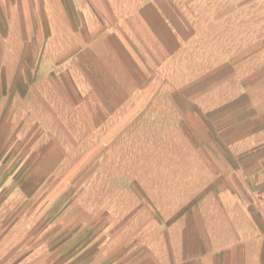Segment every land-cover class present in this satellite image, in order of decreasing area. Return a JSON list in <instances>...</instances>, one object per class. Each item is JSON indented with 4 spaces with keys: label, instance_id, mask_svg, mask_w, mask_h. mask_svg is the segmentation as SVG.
Segmentation results:
<instances>
[{
    "label": "crops",
    "instance_id": "1",
    "mask_svg": "<svg viewBox=\"0 0 264 264\" xmlns=\"http://www.w3.org/2000/svg\"><path fill=\"white\" fill-rule=\"evenodd\" d=\"M166 5L0 0V261L264 264V76Z\"/></svg>",
    "mask_w": 264,
    "mask_h": 264
},
{
    "label": "rangeland",
    "instance_id": "2",
    "mask_svg": "<svg viewBox=\"0 0 264 264\" xmlns=\"http://www.w3.org/2000/svg\"><path fill=\"white\" fill-rule=\"evenodd\" d=\"M166 4L172 12L176 26L185 36L198 34L210 38L214 44H221L222 47L227 48L231 57L235 56V59L238 57L246 62L253 60L255 68L259 65L261 76H264V0H168V2L166 0ZM258 23L260 24L259 29L256 28ZM236 24H238L237 28L243 24L246 27L244 30L237 29L234 27ZM253 24H255L254 29H252ZM248 58L250 59L248 60ZM5 162L7 170L8 159H4L3 166ZM1 180L2 175L0 182ZM93 193L94 191L87 190L85 197L92 198ZM6 194H8V190H4L1 195L6 196ZM0 197L2 200L3 196ZM184 200L182 198V202ZM187 207V204L183 205L182 203L180 212H183ZM166 208L172 210L177 207ZM74 214L76 215V213ZM52 240H57L55 243L58 247L64 241L61 238ZM53 256V264H93L91 261V263H87L86 260L85 262L79 261L81 258L87 257L92 259V254L79 256L69 254L67 262H64V255L61 257L62 260H60L59 254L55 253ZM40 257L38 255V260ZM96 257V264H109L108 259L102 263L99 262L100 257L108 256L98 254ZM111 257L114 258V255ZM0 264H7V262L1 260Z\"/></svg>",
    "mask_w": 264,
    "mask_h": 264
}]
</instances>
